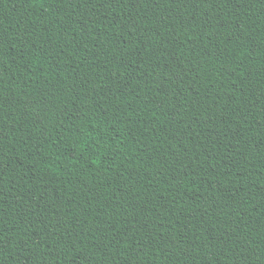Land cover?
<instances>
[{"label": "trees", "instance_id": "16d2710c", "mask_svg": "<svg viewBox=\"0 0 264 264\" xmlns=\"http://www.w3.org/2000/svg\"><path fill=\"white\" fill-rule=\"evenodd\" d=\"M0 264H264V0H0Z\"/></svg>", "mask_w": 264, "mask_h": 264}]
</instances>
